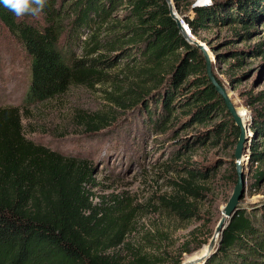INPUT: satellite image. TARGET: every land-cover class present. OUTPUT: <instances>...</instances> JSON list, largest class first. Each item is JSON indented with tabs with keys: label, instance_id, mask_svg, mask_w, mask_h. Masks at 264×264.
<instances>
[{
	"label": "trees",
	"instance_id": "trees-1",
	"mask_svg": "<svg viewBox=\"0 0 264 264\" xmlns=\"http://www.w3.org/2000/svg\"><path fill=\"white\" fill-rule=\"evenodd\" d=\"M172 2L178 13L189 11L184 22L194 36L211 26H239L231 42H245L258 25L264 26V0L202 6L192 0ZM1 28L29 59L27 107L61 96L72 86L125 82V92L141 104L156 132L166 128L179 108L194 124L205 125L214 117L228 120L195 136L194 143L238 140L240 131L208 80L202 52L182 36L165 0H47L39 15L20 18L0 4ZM209 46L216 62L234 59L240 64L244 55L264 57V40L223 52L219 45ZM122 62L119 71L109 73ZM124 93H107L108 104L125 105ZM261 95L255 99L258 109L253 110V102L248 106L254 111L252 133L264 145ZM105 121L99 118V123ZM101 126L90 123L87 129ZM251 156L255 163H264V147L259 152L253 148ZM92 173L86 161L28 140L18 108H0V264H124L118 249L131 231L132 212L118 196L94 205ZM187 176L179 187L198 195L192 182L205 179L206 171L188 170ZM263 176L264 171L257 178ZM163 204L181 220L194 216L192 204L182 197ZM128 264L155 263L134 251ZM199 264H264V202L238 212L218 248Z\"/></svg>",
	"mask_w": 264,
	"mask_h": 264
},
{
	"label": "rangeland",
	"instance_id": "rangeland-1",
	"mask_svg": "<svg viewBox=\"0 0 264 264\" xmlns=\"http://www.w3.org/2000/svg\"><path fill=\"white\" fill-rule=\"evenodd\" d=\"M177 14L184 20L189 11ZM234 29L240 28L211 26L193 36L206 46L212 59L215 55L209 44L219 45L223 52L252 47L264 40V26L258 25L257 32L245 42H231ZM242 60L238 64L234 59H215L212 71L233 105L245 110L243 120L251 137L242 156L245 193L240 206L250 211L264 202V176L257 178L264 171V163H255L251 156L253 148L259 152L264 147L251 130L253 110L261 106L255 99L264 95V57L244 55ZM122 65L109 73H116ZM29 79V59L1 28L0 108L19 109L28 140L64 157L86 161L93 168L90 192L94 205H104L116 196L128 205L133 217L131 231L118 249L124 264L134 251L155 264H183L200 258L236 184L234 151L238 140L227 137L216 143L214 139L204 144L194 141L195 136L227 118L214 117L205 125L194 124L183 114L184 109L178 108L166 128L156 132L148 123L149 115L141 111V104H134L125 92L129 91L125 82L93 88L72 86L61 96L27 107L24 98ZM107 93H124L125 105L108 104ZM252 102L253 110L248 106ZM100 117L106 121L99 123ZM90 123L103 126L88 131ZM201 169L206 171V178L192 182L199 194L183 192L179 186L188 179L187 171ZM174 196L192 204L194 216L181 220L165 207L163 201Z\"/></svg>",
	"mask_w": 264,
	"mask_h": 264
},
{
	"label": "water",
	"instance_id": "water-1",
	"mask_svg": "<svg viewBox=\"0 0 264 264\" xmlns=\"http://www.w3.org/2000/svg\"><path fill=\"white\" fill-rule=\"evenodd\" d=\"M165 1L168 4L170 16L176 22L177 27L180 33L182 34V36L186 39L188 43L195 45L202 52L203 58L205 60V67H206L205 69L208 80L210 81L211 85L214 87L217 94L222 98L225 107L227 109V112L230 114L235 126L238 127L240 131L234 151V159H235L234 165H235V172L237 179L232 194L230 195L228 201L222 208V217L220 218V220L218 221L215 227L213 236L206 247L205 254L202 257L196 259L195 261L183 263V264H199L202 261L206 260L218 248L224 230L226 229L232 218L236 216L238 212H240L242 209L240 204L245 193L244 168L242 165L243 163L242 156L246 151V144L248 138L251 137V135H248V124L244 122L243 117L238 113L237 108L233 105L232 101L228 97L226 90L222 87L221 84L218 83L216 77L213 74L212 61H214L215 59H212L210 57V54L206 46L194 38L188 25L184 22L182 18L178 16L172 0H165ZM211 3L202 2V4H195V5L198 6L210 5Z\"/></svg>",
	"mask_w": 264,
	"mask_h": 264
},
{
	"label": "clouds",
	"instance_id": "clouds-1",
	"mask_svg": "<svg viewBox=\"0 0 264 264\" xmlns=\"http://www.w3.org/2000/svg\"><path fill=\"white\" fill-rule=\"evenodd\" d=\"M47 0H0L5 8L20 18L25 15L37 16L46 6ZM211 3V0H208Z\"/></svg>",
	"mask_w": 264,
	"mask_h": 264
},
{
	"label": "bare ground",
	"instance_id": "bare-ground-1",
	"mask_svg": "<svg viewBox=\"0 0 264 264\" xmlns=\"http://www.w3.org/2000/svg\"><path fill=\"white\" fill-rule=\"evenodd\" d=\"M198 3H199V4H202V0H199ZM237 111H238V113H239L242 117L245 116V115H244V114H245V110H244V109H241V110H238V109H237ZM205 252H206V249L203 251L201 257L205 254ZM198 258H199V257H198ZM198 258H197V259H198ZM195 260H196V259H195ZM195 260H191V261H195ZM191 261H187V262H191Z\"/></svg>",
	"mask_w": 264,
	"mask_h": 264
},
{
	"label": "built area",
	"instance_id": "built-area-1",
	"mask_svg": "<svg viewBox=\"0 0 264 264\" xmlns=\"http://www.w3.org/2000/svg\"><path fill=\"white\" fill-rule=\"evenodd\" d=\"M198 1H199V0L196 1L197 4H199ZM202 2H204V0H202Z\"/></svg>",
	"mask_w": 264,
	"mask_h": 264
},
{
	"label": "snow or ice",
	"instance_id": "snow-or-ice-1",
	"mask_svg": "<svg viewBox=\"0 0 264 264\" xmlns=\"http://www.w3.org/2000/svg\"><path fill=\"white\" fill-rule=\"evenodd\" d=\"M204 2H205V3H207V2H208V0H204Z\"/></svg>",
	"mask_w": 264,
	"mask_h": 264
}]
</instances>
